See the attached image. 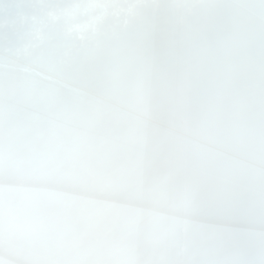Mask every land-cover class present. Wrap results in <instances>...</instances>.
<instances>
[{
  "label": "snow or ice",
  "instance_id": "1",
  "mask_svg": "<svg viewBox=\"0 0 264 264\" xmlns=\"http://www.w3.org/2000/svg\"><path fill=\"white\" fill-rule=\"evenodd\" d=\"M0 264H264V0H0Z\"/></svg>",
  "mask_w": 264,
  "mask_h": 264
}]
</instances>
